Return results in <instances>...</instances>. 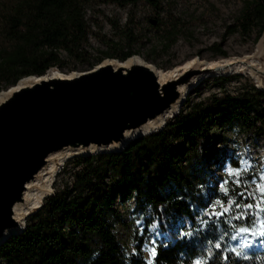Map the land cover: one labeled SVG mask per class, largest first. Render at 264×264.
<instances>
[{
  "label": "trees",
  "instance_id": "obj_1",
  "mask_svg": "<svg viewBox=\"0 0 264 264\" xmlns=\"http://www.w3.org/2000/svg\"><path fill=\"white\" fill-rule=\"evenodd\" d=\"M96 2L120 8L144 2L159 13L165 10L162 0H0V93L25 77L63 68L67 60L96 65L87 18L88 7ZM240 14L229 29L244 37L256 33L254 40H260L264 0L246 1ZM133 23L114 24L127 43L136 39ZM158 31L166 50L182 34L176 19L161 23ZM113 46V52L95 60L97 65L105 58L125 62L137 54L124 46L117 49L118 43ZM217 54L226 56L220 49ZM224 81L226 77L217 78L218 85ZM239 136L255 147L264 141V90L254 85L187 100L160 131L133 140L125 149L72 157L71 181L44 199L23 232L0 244V264H141L142 238L152 235L150 222L160 221L168 231L167 223L184 217L186 225L197 227L190 218L198 197L214 189L226 169L238 167L240 160L256 170L264 168L252 156L236 153ZM127 238L135 253L124 243ZM224 243L235 247L238 241L226 236ZM245 254L239 264H264V238L258 237ZM229 255L222 264L236 259ZM190 258V249L174 243L159 249L157 264H186Z\"/></svg>",
  "mask_w": 264,
  "mask_h": 264
},
{
  "label": "water",
  "instance_id": "obj_2",
  "mask_svg": "<svg viewBox=\"0 0 264 264\" xmlns=\"http://www.w3.org/2000/svg\"><path fill=\"white\" fill-rule=\"evenodd\" d=\"M149 65L126 68L100 63L88 71L72 72L73 77L68 73L23 87L20 81L8 88L15 91L0 104V244L25 229L27 219L17 220L16 209L27 203L28 184L40 179L52 156L125 149L167 124L144 134L151 122L175 108L172 118L180 112L186 101L182 88L189 91L205 75L221 73L202 71L197 64L162 86Z\"/></svg>",
  "mask_w": 264,
  "mask_h": 264
},
{
  "label": "rangeland",
  "instance_id": "obj_3",
  "mask_svg": "<svg viewBox=\"0 0 264 264\" xmlns=\"http://www.w3.org/2000/svg\"><path fill=\"white\" fill-rule=\"evenodd\" d=\"M162 1H164L165 10L160 13L144 2L127 8L98 2L90 5L87 10V18L91 25L89 48L92 52V63L97 65L95 60L103 56L104 52H113L115 49L113 44L118 43L117 49H122L124 46L127 50L136 52L137 54L134 56L163 72L174 70L175 67L186 64L192 59L203 62H219L234 57L243 58L255 53L257 54L255 59L264 68V44H262L264 35L260 40L255 41L256 33L244 37L239 31L229 29L236 23L244 3L248 0ZM130 19L134 22L133 32L136 39L127 43L122 39L123 34L116 31L114 24L118 23L123 27ZM174 19L181 25L182 34L173 48L166 50L162 46L158 27L161 23L174 21ZM219 49L225 52L226 56L217 54ZM113 59L105 58L101 63ZM96 65H77L67 60L63 68L53 69L68 75L72 72L91 70ZM220 76L227 78L224 85H218L217 78ZM250 85L261 89L258 80L246 72L207 74L189 89L186 101H200L210 95H220L226 90L236 93L239 88ZM237 141L239 151L236 153L238 154L242 150L243 155L247 150L251 154L253 153V157L257 152L258 155L261 152L264 153V141L259 142L258 147L253 146L252 140L245 136H239ZM233 150L230 151L233 152ZM70 159L61 167L55 178L54 192L56 187L62 186L64 182H69L72 179ZM216 174L219 175L220 170L217 169ZM124 243L133 249L130 239L127 238Z\"/></svg>",
  "mask_w": 264,
  "mask_h": 264
},
{
  "label": "snow or ice",
  "instance_id": "obj_4",
  "mask_svg": "<svg viewBox=\"0 0 264 264\" xmlns=\"http://www.w3.org/2000/svg\"><path fill=\"white\" fill-rule=\"evenodd\" d=\"M198 199L200 203L190 218L197 227L186 225L184 217L167 223L168 231L159 226L160 221L153 220L147 225L152 235L142 238V252L146 255L140 257L141 264H157L159 249H167L174 243L190 249L192 258L186 264H222L230 259L229 254L236 258L232 264H239L241 259H247L245 250L258 237L264 238V168L256 170L250 162L240 160L238 167L226 169L216 187ZM145 218L151 220L150 215ZM141 222L136 220L137 224ZM238 223L242 226H237ZM226 236L238 244L226 246Z\"/></svg>",
  "mask_w": 264,
  "mask_h": 264
},
{
  "label": "bare ground",
  "instance_id": "obj_5",
  "mask_svg": "<svg viewBox=\"0 0 264 264\" xmlns=\"http://www.w3.org/2000/svg\"><path fill=\"white\" fill-rule=\"evenodd\" d=\"M262 44H264V39L262 40ZM255 54H249L248 56H245L243 58H229L224 59L219 62H207V61H200L196 59L189 60L188 63L177 66L174 68V70L163 72L161 70H157L154 66L149 65L151 68L154 69L157 77L159 78L160 84L163 86L167 84L170 81H174L175 79H178L183 74L187 73L191 68L196 66L197 64L201 65L202 71L208 70V69H214V70H221L220 72L223 74H231L234 71L241 73L246 72V74L253 75L256 80L259 82V87L264 90V68L261 67L260 63L258 62ZM147 63L142 61L139 57L134 56L129 58L125 62H119L117 60H106L103 62V65H117L120 67H126L133 64H143ZM75 76V73H72L68 75L67 77H73ZM63 78L66 77L65 74L58 72L57 70L53 69L47 74L41 76V77H25L22 79V81L19 83L20 87L23 86H32L37 84L38 82L42 80H51L53 78ZM15 91L14 88L8 89L7 91H2L0 93V104L3 103L10 97L11 93ZM182 91L185 96L188 95L189 91H187V88H182ZM178 108H175L172 112H168L166 115L160 118L157 122H151L148 126L145 127L143 133L153 132L156 130H159L167 120L171 119L172 116L177 112ZM247 144L249 142H246ZM233 146H230L228 150L232 151ZM255 151V150H254ZM243 152V150H242ZM239 152V156L243 153ZM249 151H245L244 155L245 157L252 156ZM252 152V151H251ZM258 153V152H257ZM255 153L254 160L258 165H261V167H264V153H260L258 155ZM237 155V156H238ZM73 154L70 152H64V153H57L55 156H52L49 161L50 164L47 167L46 171H43L40 179L37 182L28 184L29 189L26 194V201L27 203L25 205H20L16 209V216L19 217L20 221L23 223L26 219H28L32 214H34L36 211H38L41 208V205L44 203V199L52 194H54V182L55 178L60 172L61 167L65 164L67 160H69ZM258 159V160H257ZM217 168V167H216ZM215 168V169H216ZM217 170V169H216Z\"/></svg>",
  "mask_w": 264,
  "mask_h": 264
}]
</instances>
